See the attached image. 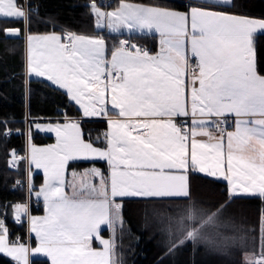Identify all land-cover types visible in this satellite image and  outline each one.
I'll return each instance as SVG.
<instances>
[{
    "label": "snow or ice",
    "instance_id": "1",
    "mask_svg": "<svg viewBox=\"0 0 264 264\" xmlns=\"http://www.w3.org/2000/svg\"><path fill=\"white\" fill-rule=\"evenodd\" d=\"M110 6L96 0L85 5L97 30L129 35L110 59L102 36L33 35L30 28L26 36L28 73L65 90L83 117L108 123L103 139L97 137L103 147L86 140L80 123L72 120L39 128L55 132V145L30 147V165L45 175L35 195L46 214L32 216L26 204H16L13 218L17 224L27 220L29 233L38 238L34 252L51 264H116L114 238L104 239L101 227L114 236L122 225L118 198L190 199L189 172L222 178L229 202L264 199V75L255 48L264 19L228 11L243 7L236 0H189L179 6L184 11L119 0L114 10H101ZM33 14L38 8L29 0H0V19L6 22L30 25ZM3 31L7 38H19L23 29ZM152 32L160 37L157 53L131 43L132 36ZM229 116L234 117L231 131L225 126ZM10 155L16 163L15 151ZM96 160L106 163L107 174L91 167L73 172L66 183L71 162ZM200 227L173 242L169 253L197 241ZM93 240L101 250L92 247ZM29 252L19 239L9 240L0 219V254L29 264ZM249 264H264V252Z\"/></svg>",
    "mask_w": 264,
    "mask_h": 264
},
{
    "label": "trees",
    "instance_id": "2",
    "mask_svg": "<svg viewBox=\"0 0 264 264\" xmlns=\"http://www.w3.org/2000/svg\"><path fill=\"white\" fill-rule=\"evenodd\" d=\"M116 1L109 0L107 5ZM136 1L183 8L179 6L189 0ZM29 2L33 8H38V14L32 15L30 25L0 19V218L6 213L3 219L9 230V239L16 241L15 235L20 233V242H25L26 225L25 222H14L12 202L24 200L25 190H11L10 184L15 176H24L26 164L22 156L13 166L10 154L13 150L24 154L27 141L39 144L54 139L53 134L35 128V118L80 116L78 122L85 139L95 144L100 143L95 135L100 134L107 124L106 118L83 117L79 106L69 100L65 90L52 85L46 78L27 76L25 72V29L44 32L60 31L67 27L76 32L96 33L99 30L94 27L89 8L85 7L90 0ZM236 3L243 4V7L231 10L264 16V0H236ZM7 27L23 31L19 38H7L3 31ZM106 37L108 44L118 45L120 36ZM132 38L151 49L156 48L157 38L154 35ZM255 43L257 67L259 73L264 74V35L258 33ZM5 132L11 135L4 136ZM89 163L105 170V162L99 160L71 162L69 167H81ZM32 178L34 190L40 184L42 175L35 172ZM188 184L190 199L118 198L122 202L123 219L113 236L114 255L118 264H248L243 262L242 251L248 238L258 239V226L264 215V199L237 198L229 202L226 181L205 173L189 172ZM36 202L37 205L33 203L31 206V214L42 212L40 202ZM214 213L216 215L209 220ZM189 215L192 216L191 221ZM199 225L203 227L199 228L197 241H189L169 253L173 242L187 239L189 231ZM101 234L108 235V229H103ZM30 242L32 244L33 239ZM0 264L16 262L0 254ZM29 264H50V261L45 257L34 256L29 258Z\"/></svg>",
    "mask_w": 264,
    "mask_h": 264
},
{
    "label": "crops",
    "instance_id": "3",
    "mask_svg": "<svg viewBox=\"0 0 264 264\" xmlns=\"http://www.w3.org/2000/svg\"><path fill=\"white\" fill-rule=\"evenodd\" d=\"M129 2H131V3H135V4H142V5H143V4H155V3L143 2V1H136V0H129ZM188 2H189V1H187V3H188ZM118 3H119V0H117V1H116L114 4H112L110 7H104V8H102L101 10H102V11H105V12H107V11H112V10H114V9L117 7ZM167 7H169V8H176V9L179 10V11H184V10H185L184 8H177V7H172V6H167ZM228 11H230V12H234V13H238V14H241V15H244V16H247V17H250V18L264 19V16L247 14V13H244V12L234 11V10H231V9H229ZM53 32L56 33L57 35H62L60 31H56V30H50V31H44V32H36L37 34H35V35H48V34H52ZM32 33H33V32H32ZM76 33H77V34L90 35L91 37L102 36V37L104 38L105 42H106V46H107V48H106V56H107L108 59L111 58V51L113 50V48L116 47V46H118V45H113V46H111L110 44H108L106 35H107V36H110V35H118V36L128 35V34H109L107 31H100V30H99L98 32H96V33H82V32H76ZM28 34H29L28 31L25 29V35H24V38H25V42H24V43H25V44H24V48H25V50H24V52H25V72H26V75H27V76H34V75H30V74L28 73V71H27V44H26V36H27ZM257 34H258V33H257ZM257 34H256V35H257ZM146 35H154V36H156V38H157V45H156V52H155V53H157V52L159 51V47H160V45H159V39H160L159 34H158V33H155V32H152V33H150V34H146ZM137 36H138V35H137ZM119 39H120V37H119ZM118 42H119V40H118ZM255 48H256V43H255ZM155 53H153V54H155ZM151 54H152V53H151ZM259 74H260V75H264V74H262V73H259ZM35 77H36V76H35ZM186 79H187V78H186ZM109 98H110V97H109ZM107 107H108V110H109V114L112 115L113 110H112V108H111V104L109 103V104L107 105ZM81 111H82V110H81ZM82 116H83V115H82ZM73 118H78V117L73 116ZM102 118H103V117H102ZM112 118L114 119V118H116V117H115L114 115H112ZM229 118H230V120L232 121V124H233L234 117L229 116ZM69 120L77 121V119H69ZM106 120H107V119H106ZM65 122H66L65 119L57 118V117H37V118H35L34 126H35L36 129L39 130L40 127H47V126H49V125H51V126H55V125H57V124L63 125ZM77 122H78V121H77ZM38 126H39V127H38ZM107 130H108V123L106 124V127L101 131L100 140L103 139L102 133L105 132V131H107ZM228 130L231 131V130H233V129H232V127H230ZM42 132H46V133H51V134H53V137H54L53 141H52V142H49V143H39V144H37V143H33L32 141H27V148H26V151H27V154H28V164H29L30 169H31L30 171H32V174L35 173V172H39V173H41V175H42V179H41L40 184L37 186L36 189L33 190V193H32L34 199L37 200V201H39L40 204H41V206H42V212H41V213H38V214H31L32 216H36V217H43V216L46 214V213H45V208H44V203H43L42 198L38 199V198L36 197V195H35V193H36L37 191H39V190L44 186V183H45V175H44L42 169H37V168L35 167V165H30V160H31L30 147H31V146H35V147H37V148H48V147H50V146H52V145H55V144L57 143V138H56V134H55V132H47V131H42ZM86 140H88V139H86ZM96 140H97V139H96ZM94 145L97 146V147H103V145H102L101 143H98V144H95V143H94ZM91 167L99 168V169H101L102 171H104L105 174H107V172H108V167H107L106 163H105V170H104L103 167H101V166H99V165H97V164H94V163H89V164L84 165V166H81V167H75V166H74V167H72V169L70 170L71 174H69L70 172H69L68 170H67V172H66V174H65L66 183H67V179H68V178H71V175H72L73 172H81V171H85V169H90ZM221 179H222V178H221ZM92 182H93V183H98V180H95V179H94ZM226 185H227V182H226ZM227 189H228V185H227ZM65 191L67 192V188H65ZM67 193L69 194L70 192H67ZM122 220H123V219H122ZM103 229H108V228H107L106 226H102V227H101V231H102ZM27 234H28V236H29V242H24V243H26L27 246H29V247H32V245H37V244H38V238L35 237V234H30V233H29V225H27ZM31 239H33V243H32V244H31V242H30Z\"/></svg>",
    "mask_w": 264,
    "mask_h": 264
},
{
    "label": "built area",
    "instance_id": "4",
    "mask_svg": "<svg viewBox=\"0 0 264 264\" xmlns=\"http://www.w3.org/2000/svg\"><path fill=\"white\" fill-rule=\"evenodd\" d=\"M109 0H97L96 2L97 3H101L103 2L105 5H107ZM25 11H27V8H25ZM61 34L63 35V33L65 32H73V33H76V30L74 29H71V28H67V27H63L61 30H60ZM129 39V35H123V36H120V39ZM131 43H134L136 44L137 46L139 47H142V48H146L150 53H155L156 52V48L154 49H151L149 48L148 46L142 44L140 41L138 40H135L134 38L131 37ZM119 44V42H118ZM192 63H195V60L192 59L191 60ZM63 119H71L73 118V116H68V115H64L62 116ZM102 118V117H100ZM27 119H29V117H27ZM232 125V121L230 120V118L228 117L227 118V124L225 125L228 129L231 127ZM24 157L25 158V164H26V168H25V174L24 176H15L10 184V189L11 190H16V189H19V188H23L25 190V198L24 200L22 201H14L12 202V206L16 205V204H26L29 208V212L31 213V206L32 204L34 203L35 205H37V202L36 200L32 199V193H33V178H32V174L29 172V169H28V154H27V151L24 153V154H18L16 153V157H15V160L17 162V160L20 158V157ZM12 165H16V163H13V158H12V161H11ZM31 189V191H30ZM5 217V213H3L1 215V218L3 219ZM0 218V219H1ZM25 222V225H26V235H25V242H29V236L27 234V225H28V222L27 220L25 219L24 220ZM15 239H19L21 240V234L20 233H17L15 235Z\"/></svg>",
    "mask_w": 264,
    "mask_h": 264
},
{
    "label": "rangeland",
    "instance_id": "5",
    "mask_svg": "<svg viewBox=\"0 0 264 264\" xmlns=\"http://www.w3.org/2000/svg\"><path fill=\"white\" fill-rule=\"evenodd\" d=\"M31 34H33V35H35V34H37L36 32H31ZM82 35H84V34H82ZM86 36H89V37H91L90 35H86ZM64 116V115H63ZM62 118V117H61ZM100 118V117H99ZM63 119V118H62ZM71 119H77V121L80 119V116L78 117V118H71ZM65 120H69V119H65ZM100 135H101V132H100V134L98 133L97 135H95V137L97 138V137H100ZM89 140V139H88ZM29 166V165H28ZM28 169H29V172L32 174V171H30L31 169H30V166L28 167ZM72 169V167H68V171L70 172V170ZM85 170H88V169H85ZM81 172H84V171H81ZM77 173H80V172H77ZM69 174H71V172L69 173ZM32 177H33V174H32ZM71 181H72V175H71V178H68L67 179V183L68 184H70L71 183ZM67 188V192H70L69 194H71L72 193V188L71 187H66ZM121 217H122V213H121ZM191 230H193V229H191ZM190 230V231H191ZM258 231H259V233H258V239L257 240H255L254 238H252V237H250V238H248V241L246 242V244L244 245V249H243V251H242V259H243V262L244 263H248L249 264V262L253 259V257H256V258H259V254L261 253V252H264V215L263 216H261V219H260V226H258ZM108 232H109V234L108 235H103V234H101L102 235V237L104 238V239H113V233H112V231L111 230H109L108 229ZM10 240V239H9ZM11 241V240H10ZM19 243H22V244H24V245H26L27 246V244L26 243H24V242H20L19 241ZM93 243H95V245L93 244ZM38 246V244L37 245H32V247H29V249H30V252H29V256H28V259L30 258V257H34V256H41V257H45V258H47L49 261H50V264H51V260H50V258H48V257H46L45 255H43V254H41V253H35L34 252V249L36 248ZM92 247L94 248V249H96V250H101L102 249V245H100V243L98 242V241H96V240H93V242H92ZM221 253V252H220ZM4 255V254H3ZM6 256V255H5ZM7 257H9V256H7ZM9 258H11V257H9ZM12 259V258H11ZM113 259L116 261V259H115V255H114V257H113ZM116 264H118L117 263V261H116Z\"/></svg>",
    "mask_w": 264,
    "mask_h": 264
},
{
    "label": "water",
    "instance_id": "6",
    "mask_svg": "<svg viewBox=\"0 0 264 264\" xmlns=\"http://www.w3.org/2000/svg\"><path fill=\"white\" fill-rule=\"evenodd\" d=\"M6 29H16V27H7Z\"/></svg>",
    "mask_w": 264,
    "mask_h": 264
}]
</instances>
